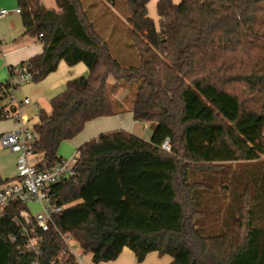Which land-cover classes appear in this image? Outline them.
I'll return each instance as SVG.
<instances>
[{"label":"trees","instance_id":"obj_1","mask_svg":"<svg viewBox=\"0 0 264 264\" xmlns=\"http://www.w3.org/2000/svg\"><path fill=\"white\" fill-rule=\"evenodd\" d=\"M18 2L26 34L44 46L20 64L34 82L61 62L89 69L31 128L39 171L63 160L61 145L96 119L131 110L154 130L149 141L106 132L78 149L74 177L48 194L64 212L83 207L89 225L64 230L56 215L47 232L33 234L43 241L39 258L24 249L23 228L13 221L28 207L16 200L4 207L0 264H78L60 233L94 264L116 261L125 248L137 263L157 252L171 264H264V0H159V24L150 0H126L137 66L112 56L83 0H55L51 9L41 0ZM122 90L128 95L120 100ZM168 138L169 153L161 148ZM107 168L126 180L122 199L114 196L126 212L87 205V188ZM15 179L0 176V188Z\"/></svg>","mask_w":264,"mask_h":264},{"label":"crops","instance_id":"obj_2","mask_svg":"<svg viewBox=\"0 0 264 264\" xmlns=\"http://www.w3.org/2000/svg\"><path fill=\"white\" fill-rule=\"evenodd\" d=\"M17 9H21L18 0H0V12L3 10L9 12L6 16H0V84L5 83L9 79L11 67L28 62L30 59L41 55L44 51V46L38 37H32L26 34L22 15L21 13H16ZM61 66L62 62L55 72L51 73L45 78L46 81L48 79V83H46V85H41L40 91H42V93L49 92V90L57 91V89H61V85H64V83L67 84L68 81L74 79L70 78L71 76H68L73 75V71H65L67 70L65 69L66 67H62L60 71ZM67 66L68 68L70 67L71 70L76 68V66ZM63 69H65V73L62 71ZM80 71V73H83L82 69H80ZM44 80L41 82H44ZM109 82L111 84L116 83L113 77L109 78ZM122 91L125 92L120 97L118 96V99L120 100L124 99L128 95L127 90ZM26 97L30 98L31 96ZM51 99L48 101V104L45 105L46 107L48 106L49 109ZM42 101L43 99L39 98L35 103L22 107V113L27 121V128H29L27 125L30 121L35 119L39 121V115L42 110H49L41 104L43 103ZM35 105H38V108L35 107ZM38 121L36 123H38ZM141 123L142 122L136 121L134 119L131 110H128L126 113H124V117L121 118L118 116H112L96 119L86 124L85 128H87L86 130L88 131H85V133L82 131V133H80L75 139L63 143L60 147L59 155L62 158H71L77 153L78 149L82 145L91 139L98 137L101 133L124 130L141 137L140 134H138L140 133L139 131H141L139 127ZM143 124L146 125V128L150 129L148 123ZM2 134L3 133H0V136ZM151 137L152 135L149 139L144 138V140L149 141ZM0 148L1 150H6L1 147V144ZM15 164L16 160H13V172H11V169L8 168V163L6 160H0V176L2 179L7 180L16 177V172L14 173ZM122 176V173L116 168H107L102 170L98 178L87 188L85 192L88 203L87 205L97 207L106 205L114 207L118 212L128 211V206L124 203V201L121 200L127 185L126 180L123 179ZM118 191L122 192L121 199L114 198V192ZM89 260L93 263L92 255L90 254ZM172 261L173 259L170 256H160L157 252H152L147 255L146 259L142 263H137L134 253L128 248H125L116 261L100 264H171Z\"/></svg>","mask_w":264,"mask_h":264},{"label":"built area","instance_id":"obj_3","mask_svg":"<svg viewBox=\"0 0 264 264\" xmlns=\"http://www.w3.org/2000/svg\"><path fill=\"white\" fill-rule=\"evenodd\" d=\"M8 13V11L3 10L0 12V16H6ZM16 13L20 14L21 9H17ZM33 78L27 64L11 67L9 79L5 82L6 87L0 94V110H3L5 119L14 120L18 124L16 129L0 136L1 147L18 155L16 179L0 188V213L4 207L15 200L27 207L29 203L39 205L40 212L38 214L34 215L28 208L21 211L13 220L16 225L23 228L21 234L23 238H26L24 249L35 258H39L43 253V241L33 234H36L37 231L47 232L53 218L56 215H62L65 210V207L57 205L51 200L48 189L74 177V168L79 155L76 153L69 160H61L54 168L47 171H39L36 165L30 163V158L34 156L35 135L32 130L26 127L27 121L22 113V107L31 105L32 101L28 97L21 101L19 92L22 86L33 82ZM35 107L38 108V105H35ZM161 148L164 152H171L169 138L163 142ZM29 227L31 231L28 229ZM60 236L67 243L70 254L76 258L78 264H89L72 247L69 238L62 233H60ZM12 241L15 242L16 238L13 237Z\"/></svg>","mask_w":264,"mask_h":264},{"label":"rangeland","instance_id":"obj_4","mask_svg":"<svg viewBox=\"0 0 264 264\" xmlns=\"http://www.w3.org/2000/svg\"><path fill=\"white\" fill-rule=\"evenodd\" d=\"M44 5L47 8H56L55 0H41ZM125 1L126 0H115V4L113 2L107 1V0H83V3L85 5V8L87 12L89 13V16L91 20L94 22L98 33L100 36L104 39H106L107 44L109 46L110 53L112 56L118 60L123 66H137L139 64V57L134 49V46L132 45V40L130 37V29L131 25L128 22L127 19V13L125 8ZM159 0H150L148 5V12L149 16L154 19L156 24H159V16L157 12V2ZM178 1V0H175ZM62 67H66L62 71H73V75L70 78H77L79 76H88L89 75V69L87 66L83 63H80L76 65V68L74 70H71V68L67 66L65 62H62V66L60 67V71ZM80 69L83 70V73H80ZM64 71V73H65ZM74 76V77H72ZM48 83V79L44 80V82L41 83H28L29 85L23 86L20 90L19 98L21 101L26 96H31L32 103H35L39 98L43 99V103H41L43 106L48 104V101L53 98L54 96L62 93L65 90L66 83L64 85H61V89H57V91H50L46 93H42L40 91L41 85H46ZM125 91H121L118 96L124 94ZM48 107V106H47ZM46 109H49V107ZM118 117H124V114L116 115ZM38 120L35 119L33 121H30L28 123V127L31 130V128L36 124ZM17 122L14 120H5L0 122V133H6L7 131H11L17 127ZM150 129L146 128V125L143 123L140 124V136L144 139H149L151 135H153L154 127L150 126L151 124H148ZM85 130H83L85 133ZM103 134V133H101ZM1 157L0 160H6L8 163V168L11 169V172H13V160H16L14 173L16 172L17 175V154L12 153L10 150H1L0 148ZM75 155V154H74ZM73 157V156H72ZM71 157V158H72ZM41 156L40 155H34L30 158V163L32 165H37L41 162ZM65 160H69L70 158H63ZM120 191L114 192L115 197H121ZM28 208L31 210V212L36 215L40 212L39 205L36 203H29ZM66 210V208H65ZM99 214V213H98ZM100 223L103 224L102 218H100ZM89 225L88 221V213L83 207H79L74 210L65 211L62 214V228L64 230H69L73 227H86ZM73 244V242H71ZM76 251L78 254L84 257L85 261L89 264H94L90 262L89 255H86L80 251V249L76 248Z\"/></svg>","mask_w":264,"mask_h":264}]
</instances>
